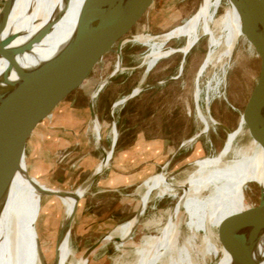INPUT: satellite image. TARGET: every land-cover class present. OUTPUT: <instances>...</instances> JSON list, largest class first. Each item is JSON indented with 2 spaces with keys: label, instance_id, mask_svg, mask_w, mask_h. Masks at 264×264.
I'll list each match as a JSON object with an SVG mask.
<instances>
[{
  "label": "rangeland",
  "instance_id": "obj_1",
  "mask_svg": "<svg viewBox=\"0 0 264 264\" xmlns=\"http://www.w3.org/2000/svg\"><path fill=\"white\" fill-rule=\"evenodd\" d=\"M6 1H1L0 9H3ZM162 1L157 0L156 5L160 7ZM202 1L203 4L198 10L201 0H167L166 3L170 8L183 11L184 18L181 19V24L188 20L183 25L161 36L166 35L164 38L167 39V43L171 42L164 47L161 61L153 69L149 70L147 64H140L144 61L148 49L150 48L148 53L153 51L150 45L147 43H142L143 45L139 43L127 44L122 50V63H120L125 72L117 70L118 57L116 52L110 53L100 64V69L91 76L80 90L54 107L48 115L40 117L33 136L30 138V144L26 151L27 158L21 164L20 175L23 183H44L48 187L53 184L63 188L64 191L76 192L84 180L97 170L96 168L105 160L106 154L110 152L112 153L111 159L102 173L97 176L100 182L122 172V169L118 167L124 163H130L131 166H134L126 171L135 177L136 182L138 181L134 186L124 191V214L119 215V213L111 212L108 215L110 217L121 216L123 221L119 225H110L107 221L108 218L87 220L86 214L89 211L84 213L85 219L79 221L82 210L77 214L75 221H78L73 223L69 229L71 252L68 262L76 263L85 258L89 259L90 264H123L125 262L135 264L136 257L130 255L127 258V256L122 255L117 249L116 243L109 242L102 245V242L117 226L130 222L137 217H140L143 222L152 220L174 205L173 197L169 195L157 197L154 193L152 200L149 201L143 214L140 215L143 198L141 196L145 191L143 184L146 180L160 174L166 175L171 180L173 172L177 174L176 171L189 165H191L189 173L193 172L195 169V166H192L194 160L215 156L224 148L228 139L227 133L212 122L211 126L213 127L209 130L210 132L208 131V134L194 140L191 145L183 143L184 141L188 142L203 129L204 124L198 120L200 118L198 110L201 106L202 110L206 112L207 83L216 76L223 77L225 74L220 86L212 82L214 91L209 93L211 114L208 113V116L233 132L238 128L241 115L258 82L261 61L255 49L243 37L238 39L230 57L225 56L226 47L224 45L219 47L214 54L212 67H209L206 75L204 74L200 80L202 92L199 100L200 106L196 109V77L198 78L207 58V53L210 51L208 34L201 33L200 30H197V26L203 24V12L208 7L209 9L212 7V0H206L207 4L204 3L205 0ZM197 10L198 12L195 14ZM145 21L146 19L143 18L133 28L131 34L142 33ZM195 22H197L196 26L191 28L195 32V39L185 56L184 47L189 35L183 33L181 36L175 37L174 32L187 25L191 26ZM196 33L197 35H195ZM169 48H174L175 53L173 52L167 57L163 56ZM153 61H155L154 58L150 62ZM149 71H151L149 75L144 77V74ZM141 81L143 82L140 83ZM103 82L105 84L98 96L93 98L95 91ZM137 88H140V91L129 98ZM124 99L127 101L115 107L118 102ZM92 102L93 111L101 128V143L98 141V135L90 120ZM262 116L264 117V109ZM241 122L239 132H241ZM114 126L118 134L115 145H113L112 137ZM130 126L136 127L129 131ZM139 129H144V133L149 136L144 138L143 142L146 141L150 145L147 148H140V152L131 153L126 157L122 150L139 140L136 138ZM251 139L247 128H245L244 133L237 139V145L242 146ZM35 144L36 148H34ZM198 148L201 150H197ZM72 151L73 154L69 161L63 164L64 169H59L57 176L50 177L52 171L49 165L50 167L55 165L64 155ZM23 153L25 152L22 151L21 154ZM18 167L17 165V174ZM32 176H36V178ZM55 181L62 184L55 183ZM97 187H99L97 183L92 185L87 190V195L95 191ZM34 191L26 193V196H19L20 198L25 197L22 205L20 204V219L25 212L29 213L30 216L28 227L22 236L23 243H27L25 263L42 264L40 248L38 247L39 240L41 250L49 264H53L60 224L65 219L64 208L60 200L53 196L54 194H44L39 190ZM87 195L85 208L88 207V201H92V205H97L92 207L93 210H98L104 216L109 212L112 203L119 198L114 195L101 194L96 197L90 196L89 200ZM247 201L251 206L257 208L262 206L261 190L257 183L250 184ZM105 221L107 222L106 226L102 225ZM192 233L193 230L183 225L179 238L182 239ZM195 233L200 239L203 237L202 232ZM143 234L151 237L157 233L155 230L147 229V231L144 230ZM213 241L220 244L217 237H214ZM206 259L209 264H217L219 260V258L208 254ZM124 260L126 261L124 262Z\"/></svg>",
  "mask_w": 264,
  "mask_h": 264
},
{
  "label": "bare ground",
  "instance_id": "obj_2",
  "mask_svg": "<svg viewBox=\"0 0 264 264\" xmlns=\"http://www.w3.org/2000/svg\"><path fill=\"white\" fill-rule=\"evenodd\" d=\"M128 2L129 0H113L99 17L123 8ZM84 3L85 0H7L3 9L0 10V54L6 49L27 44L38 33L50 28L43 40L16 57L18 66L24 71L41 68L54 59L73 39ZM202 18L203 24L198 25L197 30L208 34L210 51L207 53L198 78L196 77L197 102L202 92L200 80L212 65L217 49L224 45L225 56L230 57L238 39L244 36L240 13L234 0H212V7L210 9L208 7L203 12ZM196 24L197 22L174 32L175 37L183 33L189 35L184 47L185 56L195 39V32L191 28ZM164 37L137 38V41L147 43L153 49L147 53L144 61L140 62L142 65L147 64L149 70L161 61L164 47L169 44ZM173 52L174 48H169L163 56H170ZM152 58L155 59L153 61L155 63L150 62ZM224 76L225 74L223 77L216 76L207 83V112L210 104L209 93L214 91L212 82L220 86ZM20 81L21 77L16 68L10 67L9 62L0 57V90L9 89L12 84ZM104 84L105 82L95 91L93 98L98 96ZM139 91L140 89H136L134 95ZM90 111L91 122L101 143L97 118L92 113V109ZM49 112L42 116L48 115ZM198 113L200 116L198 120L200 119L204 124L203 132L207 133L213 127L212 120L203 113L201 107ZM39 119L40 116L22 124L13 135L0 136V221L4 264H26L27 243L24 242V245L22 236L28 227L30 216L25 212L20 219V204L22 205L25 197L19 196L34 190L44 194L53 192L44 183H23L20 175L21 164L27 158L28 140ZM244 125L242 119L241 132L239 127L237 131L228 134L227 142L219 155L193 163L192 166H195L193 172L189 173L191 167L189 165L176 171L177 174L173 172L171 180L166 175L160 174L145 181L140 215L152 200L154 193L157 197L166 195L173 197L174 205L160 216L152 217V220L143 222L140 217H137L117 226L105 238L102 245L109 242L116 243L122 255L127 258L130 255L136 257L135 264H209L206 259L207 254L219 258L217 264H233L229 251L223 245L213 241L214 237L218 239L227 229L230 234L236 235L246 248L252 250V257L256 264H264V133L259 141L252 138L248 143L239 146L237 139L244 133ZM193 142L194 137L185 144L191 145ZM22 151L25 153L21 154ZM111 156V152L106 154L105 160L97 167V175L102 173ZM17 165L19 166L18 174L16 173ZM252 183H257L261 190L262 206L258 208L251 206L247 201V192ZM83 197V191L57 197L64 208L68 229L61 241L57 238L53 264H90L89 259L85 258L76 263L68 262L71 252L69 229ZM183 225L193 230V233L181 239L179 234L181 235ZM147 229L155 230L157 234L147 237L143 234ZM195 232H202L203 237L200 239ZM38 247L41 263L49 264L41 250L39 240Z\"/></svg>",
  "mask_w": 264,
  "mask_h": 264
},
{
  "label": "water",
  "instance_id": "obj_3",
  "mask_svg": "<svg viewBox=\"0 0 264 264\" xmlns=\"http://www.w3.org/2000/svg\"><path fill=\"white\" fill-rule=\"evenodd\" d=\"M112 1L85 0L78 17L76 33L71 42L54 59L37 70L24 71L18 66L16 57L43 40L50 28L38 33L27 44L14 49H6L0 54V57L9 62L10 67L16 68L21 77V81L12 84L9 89L0 90V136L15 134L22 124L41 117L80 90L100 69V64L110 53L116 52L117 64L122 63V50L127 44H142L137 41L138 37H160L188 20L181 24L180 21L184 18L183 11L170 8L166 3L167 0H163L160 7L156 5L157 0H129L123 8L99 17ZM234 3L240 13L243 38L255 49L261 61L258 82L248 99L239 126L235 131L239 129L241 119H243L244 130L246 127L250 138L259 141L264 133V117L262 116L264 106V0H234ZM201 4L202 0L198 10ZM143 18L146 21L142 33L131 34L133 28ZM149 50L150 48L148 52ZM198 106L200 104L196 102V109ZM203 113L208 116L210 107L208 112L206 108V112L203 111ZM209 117L215 126L226 131L227 136L233 132L225 125L214 121L211 116ZM203 129L194 136V140L210 132L204 133ZM205 158L207 157L197 158L194 162ZM67 229L68 224L64 223L59 237L60 241ZM218 238L220 245H223L231 254L233 264H256L252 257V250L246 248L236 235L230 234L225 229Z\"/></svg>",
  "mask_w": 264,
  "mask_h": 264
},
{
  "label": "crops",
  "instance_id": "obj_4",
  "mask_svg": "<svg viewBox=\"0 0 264 264\" xmlns=\"http://www.w3.org/2000/svg\"><path fill=\"white\" fill-rule=\"evenodd\" d=\"M1 1L2 0H0V5H1ZM131 97L132 96H130L129 98H131ZM91 109H92V113L96 116L95 112L93 111V102L91 103ZM96 118H97V116H96ZM90 120H91V112H90ZM135 127L136 126H130L128 128V130L129 131L130 130H133ZM138 131L139 132L136 134V138H138L139 140L136 141V142H134V143H132L131 145L126 146V148H124L122 150V153L124 155H126V157H127V155H129L131 153L140 152V148H147V146L150 145V143L147 144L146 141L143 142L144 141V138L149 137V136L146 135V133H144V129H139ZM117 135H118L117 134V130H116V127L114 126V132L112 134L113 143L114 144L117 142ZM31 136H33V135H31ZM31 136H30V138H31ZM160 137H162V136H160ZM30 138H29L28 143H27V149H28V146L30 144ZM183 143L185 144L186 141H184ZM52 146H53V140H52ZM101 146L103 148V145L102 144H101ZM34 148H36V144L34 145ZM72 154H73V151L72 152H68L55 165H53L51 167L49 165V168L52 171V173L50 174V177L53 178L55 175L57 176V173H58L59 169H62V170L64 169L63 168L64 162L67 163L69 161V159L71 158V155ZM87 158H89V157H87ZM87 158H85V159H87ZM130 167L132 168L134 166H131L130 163H124L121 167H118V168L122 169V172H118L117 175L111 176L110 178H108L107 180H103L102 182H100L99 177H97L98 176L97 175V170L96 171H93L84 180V182L78 187V189L76 190V192L83 191L84 192V197L79 202V205H78V209H77L75 218L77 217V214L82 210L81 215H80V217L78 219L79 221L81 219H83V218L85 219L84 213H87L89 211V213L86 214L87 220H89V219L95 220V218H97V220L108 218L107 221L110 223V225H114L115 226V225H119L120 223H122V221H123L122 219L123 218H121V216L120 217L119 216H111L110 217L108 215H110L111 212H114V213H117V214L119 213V215H123L124 214V210H123V206H124L123 205L124 204L123 202L125 200V198H124L125 192L124 191L127 190L128 188L134 186L136 183H138V181L136 182L135 177L129 171H126V170H129ZM32 177L36 178V176H32ZM138 178H139V176H138ZM55 183H58L60 185L62 184V183L57 182V181H55ZM96 183H97V185L99 187H97L95 191H93V192H91V193H89L87 195V190L90 189V187L92 185H95ZM49 188L52 189V191H53L52 194H54V196H56V197H61L62 195H65L66 196V195H69V194L71 195L73 193H76L74 191L73 192L64 191L63 188H61V187H58L57 188V186H54L53 184H50L49 185ZM101 194L114 195V196H118L119 197L118 199L115 200V202L112 203L111 208L109 209V212H107L105 214V216L102 215V213H99L98 210L97 211L93 210L92 207L93 206H97V205H92L91 204L92 201H88V207H87V209L85 208L86 207V203H85L86 195H87V199L90 200V196L91 197H96V196H99ZM100 202H102V201H100ZM61 215H62V213H61ZM75 218H74V222L73 223H76L78 221V220L75 221ZM64 223H66L65 222V219H63L62 220V223L60 224L59 237H60L61 230H62V227H63ZM105 224H107L106 221L104 223H102V225L106 226ZM80 226H82V225H80ZM0 264H4V258H3V252H2V224H1V221H0Z\"/></svg>",
  "mask_w": 264,
  "mask_h": 264
},
{
  "label": "flooded vegetation",
  "instance_id": "obj_5",
  "mask_svg": "<svg viewBox=\"0 0 264 264\" xmlns=\"http://www.w3.org/2000/svg\"><path fill=\"white\" fill-rule=\"evenodd\" d=\"M121 67V65H120V63L118 64V66H117V70L118 71H120V72H123L124 71V69H123V71H121L122 70V68H120ZM152 71V70H151ZM150 72V71H149ZM149 72H147V74L149 73ZM147 74H144V77H146L147 76ZM143 77V79H145ZM143 81H141L140 83H142ZM137 89H140V88H137ZM128 99V98H127ZM127 99H124V100H121L120 102H121V104H123L124 102H126L127 101ZM120 102H118L116 105H115V107H117V106H119L120 105ZM98 127H99V129H100V126L98 125ZM101 130V129H100Z\"/></svg>",
  "mask_w": 264,
  "mask_h": 264
}]
</instances>
